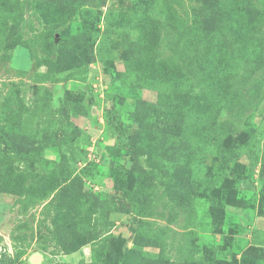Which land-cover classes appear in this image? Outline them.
<instances>
[{
	"label": "rangeland",
	"instance_id": "obj_1",
	"mask_svg": "<svg viewBox=\"0 0 264 264\" xmlns=\"http://www.w3.org/2000/svg\"><path fill=\"white\" fill-rule=\"evenodd\" d=\"M76 1L81 6L60 26L54 24L53 10L63 0L8 2L7 9L14 6L19 16L9 18L6 32L0 31V127L7 130L13 122L19 148H39L43 161L28 168L3 141L0 155L5 153L17 170L39 176L58 162L59 152L78 156L76 170H90L83 184L87 202L55 227L52 219L66 213L60 200H53L56 190L0 192V254L18 255L17 264H124L125 258L128 264L159 258L168 264H264V0H159L155 53L181 65L193 91L201 76L195 52L203 47L204 34L222 37L225 31L223 45L235 55L247 38L250 46L238 58L234 101L214 112V136L195 149L190 200L174 197L172 169L163 168L152 171L133 209L126 202L121 211L108 210L109 203L126 200L116 190L121 188L118 170L130 169L129 184L135 189L133 167L149 168L142 150L136 161L130 156L128 144L137 142L133 114L140 100L157 103L159 95L134 85L129 50L137 31L113 26L117 14L110 17L109 11L119 12V18L123 12L135 14L145 9L146 0ZM164 6L167 17L160 14ZM2 12L6 5L0 4ZM239 16L251 20L241 40L228 30ZM56 19L61 22V13ZM197 33L201 38L194 41ZM160 139L165 149L174 141ZM45 140L54 143L38 147ZM197 141L192 136L181 143L189 153ZM89 205L94 209L90 220L85 219ZM75 221L85 241L76 249ZM100 230L104 234L88 240L91 231ZM33 254H41V262Z\"/></svg>",
	"mask_w": 264,
	"mask_h": 264
},
{
	"label": "trees",
	"instance_id": "obj_2",
	"mask_svg": "<svg viewBox=\"0 0 264 264\" xmlns=\"http://www.w3.org/2000/svg\"><path fill=\"white\" fill-rule=\"evenodd\" d=\"M8 2L9 0H0L1 5H6L7 11L0 14L1 32H6L9 18L13 19L19 16L14 6L7 9L10 6ZM73 2L74 0H63L60 7L53 10L54 24L56 26L66 23L81 6L79 2ZM158 2L159 0H150L149 2L146 0L144 10L135 14L123 12L120 14V18L118 16L119 12L109 11L110 17L112 14L115 16L117 14L113 26L131 27L137 31L136 40L129 50L133 56V60L129 62V67L135 74L133 77L135 79L134 85L156 89L159 96L157 103L140 100L139 109L133 114V120L138 123V128L135 132L137 142L128 144L131 149V158L136 161L138 152L142 150L146 156L149 168L133 167L136 171L134 178L135 189H133L134 185L129 184L130 169L122 168L118 170L117 181L121 182V188L116 190H120L127 201L123 199L118 204H113V206L111 205L112 203H109L108 210L111 208L114 211H121L122 203L126 204V202L133 209L134 197L149 186L151 183L149 176L152 171L163 170V168L172 169V180L169 186L174 197L180 199V202L190 200L193 193L192 190H194L192 180L194 171L189 168V165L194 161V156L197 153L195 149L198 144V149L199 147L201 149V143L208 140V136H214L212 132L218 125L216 122L217 114L213 116L214 112L216 111L217 113V111L229 106L234 101L231 87L233 76L236 70L240 68L238 58L244 53L246 47L250 46L248 38L245 43L242 41L238 48V56L229 51L227 43L223 45L225 36L228 39L225 31L223 32L225 36L222 37H216L214 34H204L205 43L201 50L195 52L196 65L201 72V76L197 83V90L193 91L191 79L181 65L170 62V60L160 59L155 53L159 38V25L161 23L158 14L154 13ZM161 9V16L167 17L165 6ZM240 12H243V10ZM57 13H61V22L56 19ZM218 18L219 15L215 19L218 20ZM249 23H251L249 18L246 20L245 16H239L236 19V24H230L231 28L228 30L232 32V35L237 40H241L247 30L246 25L248 26ZM219 31L221 30L218 28L216 33H219ZM199 37V33L195 34L193 37L194 41H197L196 39H199ZM104 56L100 54L101 61L105 60ZM259 57L258 54L255 55L257 62ZM71 128L73 127L71 126ZM18 135V132L15 131L14 123L11 121H9L7 130L4 127H0V141L5 142L10 153L19 156L21 161H25L28 168L33 167L38 161H43L39 154V148L33 146H28L27 149L19 148ZM161 136L167 142L174 140L168 149L163 148L164 142H161ZM192 136L197 138L198 141L187 153L181 142L186 141V143H189V139ZM176 138L178 140H175ZM52 143L49 140H45L38 147H46ZM119 145L124 146L122 141ZM59 151H62L61 148H59ZM167 152H171L169 158L166 155ZM59 153L61 158L58 162L53 161L54 165L40 176L33 171H27L25 174L17 170L5 153L0 155V192L22 194L29 191H37L39 193H42L43 190L48 192L57 191L53 200H56L57 197L60 200L59 206L66 208V213L61 212L52 219L55 227H58L59 220L67 219V216L71 215L72 211L76 215L84 207L87 202V194L83 190L84 176L90 173L87 167H83L79 171L76 170L78 156L73 155L69 158L63 151ZM69 159L72 161V165L74 164L73 166H71ZM261 160L263 163L262 167H264V154ZM168 162L171 166L168 165ZM28 177L33 179L30 183L26 182ZM186 177H191L188 184L185 183ZM263 203L264 196H262L260 204L263 205ZM88 207L85 219L88 218L90 220V215L94 209L90 205ZM127 211L131 210L127 208ZM79 223V221H75L71 224L74 227L73 232L76 233L74 249L85 243L82 240L84 232L77 230L79 229ZM102 233L104 234V232ZM102 233L101 230L97 234H93L91 231V236L88 240H95ZM60 242L64 241L61 240ZM132 252L136 253V250H132ZM121 256L125 258L123 254ZM18 258V255L10 256L7 253H2L0 254V264H17ZM141 259L143 258L141 257ZM146 262H150L149 264H168L162 258L154 261L146 259ZM124 264H128L127 258L124 259Z\"/></svg>",
	"mask_w": 264,
	"mask_h": 264
},
{
	"label": "water",
	"instance_id": "obj_3",
	"mask_svg": "<svg viewBox=\"0 0 264 264\" xmlns=\"http://www.w3.org/2000/svg\"><path fill=\"white\" fill-rule=\"evenodd\" d=\"M32 257L37 263L41 262L42 260L41 254H33Z\"/></svg>",
	"mask_w": 264,
	"mask_h": 264
}]
</instances>
